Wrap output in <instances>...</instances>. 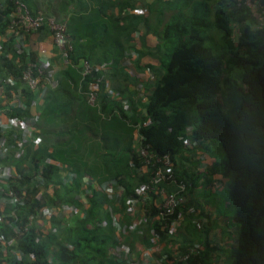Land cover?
<instances>
[{
    "label": "trees",
    "instance_id": "1",
    "mask_svg": "<svg viewBox=\"0 0 264 264\" xmlns=\"http://www.w3.org/2000/svg\"><path fill=\"white\" fill-rule=\"evenodd\" d=\"M139 1L152 6L144 0H55L53 5L45 4L58 21L65 22L67 36L73 42L72 64L79 68V61L85 59L93 64V71L80 81L74 67L60 69L55 84L50 82L48 94L39 105L35 135L41 138L40 146L33 149L27 144L22 155H11L3 161L10 162L15 171L0 185L11 190L18 203L13 208L0 200V235L14 237L12 245L5 249L0 246V264H128L130 259L123 256L129 252L121 253L120 248H133L137 243L148 247L156 243L158 250L166 254L163 264H210L208 258L216 246L207 238L199 243L203 250L186 262L181 256L195 243L175 245L176 250L172 251L167 246L169 235L156 224L148 227L145 221L141 233L125 230L121 238L115 235L116 225L106 206L114 204L122 212V220L129 222L131 214L126 211L125 202L136 196V188L142 183L127 178L135 177L129 161L136 162L132 168L138 162L132 124L143 121L145 124L139 129L143 144L145 141L156 153L168 155L174 177L187 183L182 219L189 218L198 224L201 234L209 230V211L192 198L197 174L176 159L177 155L191 159L184 150L187 141L197 150L213 154L215 160L209 173L227 179L228 198L234 207L232 218L238 229L228 264H264V0H252L254 8L244 0H172L171 3L179 4L176 13L156 32V46L144 50L157 62L146 65L156 71V81L147 94V103L141 102L143 108L138 98L121 103L128 90L120 89V85L125 83L129 87L128 80L117 85L119 72L110 70L121 67L131 81L122 60L135 51L134 62L142 56L132 43L133 33H140L141 25L149 31L152 21L145 10L131 12ZM114 8L116 12L112 11ZM8 10V6L0 7V76L15 77L16 85L10 89L24 86L22 90L28 96L30 91L22 73L27 62L37 55L32 51L7 56L12 45L1 42V37L9 20ZM212 12L211 23L222 31L229 50L225 65L223 55L214 53L199 33L200 26L211 24L208 17ZM45 30L48 31L44 26L37 31L44 35ZM158 67L164 71L160 72ZM47 77L48 71L42 79ZM91 81L98 88L93 104L88 100ZM114 118L125 123L111 137L114 143L120 142L122 149L98 152L101 142L96 131H109V122ZM107 137L105 134L101 138ZM89 156L94 161L87 166ZM50 158L67 165L74 174L69 182H60L61 188L53 187L51 192L50 181L60 168L48 163ZM145 176L144 182L149 174ZM211 177L205 182L212 181ZM86 179L91 183L84 197L79 198ZM107 180H115L124 188L117 192L116 199L101 189L100 184ZM216 181L221 183L219 186L224 184ZM2 196L0 190V199ZM68 204L75 208L67 212ZM187 207H193L194 213L187 212ZM47 208L51 211L45 215ZM149 210L152 214L157 211L154 205ZM31 214L33 220L28 224ZM117 222L121 223L119 219ZM154 232L158 233L155 243ZM15 250L21 255H16ZM135 256L137 259L132 260L142 264L140 253Z\"/></svg>",
    "mask_w": 264,
    "mask_h": 264
},
{
    "label": "built area",
    "instance_id": "2",
    "mask_svg": "<svg viewBox=\"0 0 264 264\" xmlns=\"http://www.w3.org/2000/svg\"><path fill=\"white\" fill-rule=\"evenodd\" d=\"M250 8H254L252 0H244ZM9 20L7 22L8 30L14 36V44L18 53L22 52L27 43L25 42L26 36L30 32L43 29L44 26L48 29L50 36L52 37L55 44L59 47L60 56L64 64L68 63L70 52L73 48L72 43L68 39L66 33V25L63 21H58L52 16H47L45 14H33L30 8L26 5L23 0H9ZM133 54V53H132ZM82 75H87L93 71V67L88 62L81 64ZM45 64L39 59H33L27 62V65L22 73V78L26 82L28 88L33 93V98L31 99V106L35 107L42 98L45 97L47 88L41 86L42 77L45 73ZM16 83L15 77L9 75L6 78H0V96L4 91V87L13 86ZM39 87H42L39 91ZM97 85L90 84L89 90V102L95 103L97 98ZM37 90V91H36ZM17 94V93H16ZM19 95V93L17 94ZM17 105L22 109L27 108V105L23 101L17 102ZM9 105H3L0 103V183L5 182L9 179L13 172L12 168L9 166H4L1 161L7 155H13L18 157L22 155L25 150V146L29 142L39 144L41 138L35 135V121L37 119V114L33 115H11L2 112V107L9 108ZM125 107V106H124ZM127 112L128 108L125 107ZM144 121L142 125H144ZM136 136V135H135ZM135 142L139 144L138 152V162L137 167L139 169H144V174H149V179L146 182L141 183L136 188V196H131L126 199V211L133 214L136 219H133L128 226L122 227L120 223L117 222L118 218L112 210V206L109 205V211L113 217L114 224L118 229L137 231L144 227L143 223L147 221L149 226L157 225L160 231L167 235H172L179 221L183 218L184 211L182 207L186 200V190L187 183L182 180H177L173 175V165L168 155H161L151 150L149 145L143 144V137L138 134L136 136ZM131 167L136 166V162L131 161ZM62 171H66V176L63 177L62 182H69L72 178V174L68 173L66 168ZM37 176V175H36ZM86 184L91 183L89 180L85 181ZM164 184H172L174 188L167 192H164L162 186ZM3 186V185H2ZM0 185V190L2 191V202L10 203L13 208L16 207L18 201L11 190L5 189V186ZM104 191L112 198L116 199L117 192L124 191V188L120 186L115 180H109L101 184ZM83 195V192L80 193ZM6 200V201H5ZM154 205L157 209L155 214L149 210V207ZM66 211L69 212L70 209H74L73 204H68ZM51 210L47 208L45 210V215ZM187 212L194 213L193 207H187ZM33 214L29 216L30 224L33 220ZM28 224L24 228L28 227ZM124 230V231H125ZM156 233V232H154ZM158 233L152 238V242H156ZM14 242V237H6L0 235V246L4 249L12 245ZM158 249L157 244L148 247L143 253L142 264H155L159 263V260L154 256V252ZM199 250H203V246L199 243H195L191 246L186 253H183L181 258L187 262L188 258L197 254ZM16 255H21L18 250L14 251ZM128 264H140L137 261L130 259ZM188 264V263H187Z\"/></svg>",
    "mask_w": 264,
    "mask_h": 264
},
{
    "label": "crops",
    "instance_id": "3",
    "mask_svg": "<svg viewBox=\"0 0 264 264\" xmlns=\"http://www.w3.org/2000/svg\"><path fill=\"white\" fill-rule=\"evenodd\" d=\"M192 1H194V0H192ZM171 2H172V0H157L156 2H155V0H145L144 3L145 4H151L152 5L151 6L152 8H151V7L144 6V4H141V2L139 1L140 4L138 2L136 3L137 8L134 10H131V12H133V13H139V12L141 13V12H144V10H145V12H146L145 15L147 16V18H149L151 21H153V20L154 21L150 24V26H151L150 30L148 31V29H147V34H149L148 40H146V39L141 40V38H139L138 40H140V42L138 43V45H136V43L132 42L133 44L136 45V49H139L142 51V56H139L140 57L139 62H141V63H139L138 61H136V62L133 61L134 59L137 58V53H135L136 51L133 54H131L130 57L124 58L122 60V63L124 64L123 69L131 75V81H130L129 75H127L125 72L124 73L127 76L125 74H123V72L121 71L122 70L121 67L119 69L114 68V67L110 68V70H113L114 72H119V74L121 75V77L118 76L119 80L115 82L117 85L119 84V81L121 83H124L126 80H128L127 83L129 85V87L125 83H124V85H120V89L124 90L126 88L128 90V93H124L123 97L121 98V103H123V104L130 102L131 98H135L136 100L138 98L139 99L138 103L140 102V104H141V102H143L145 104L148 101L147 94H149L150 91L153 89V84L156 81V75H155L156 71H154L152 69L150 70L148 67H146V65L150 64V63L152 65L156 64L157 59L155 60L153 58V56L145 54L144 50H146L149 47L152 49L156 46L159 39L157 37V34L154 35L152 33L160 31V29H161L160 25L165 24L176 13L175 8H177V6L179 4H176L175 2L174 3H171ZM25 3L30 8V10L32 11L33 14H41V12L44 9H46L45 6L42 7V5H45L46 3H43L40 5V4H37L35 2L32 3L30 0L25 1ZM8 5H9V0H0V7L8 6ZM8 8H9V6H8ZM146 9H147V11H146ZM153 10L156 11L157 17H160V19H161L160 24H157V19L153 15L154 14ZM9 11H10V8L8 10V13H7L8 15H9ZM112 11L116 12L117 8L112 9ZM49 16H52L55 18V15H53V14H50ZM55 19L57 20V18H55ZM4 27H5V30H4V33L1 37V42L7 41V42H10L12 45L10 47L11 49L8 50V52H7L8 57L13 55L14 54L13 52H15V54L30 52V54H31V52L33 51V53L35 52V54L37 55V58H34V59H39L41 62H44L45 68H46L45 72L48 71L49 78L47 77V80L42 79L41 86H45L47 88L46 95L48 94L49 87L51 85L50 82L54 81V84H55V80L57 79V74L60 71V69L68 68L69 66L74 67L80 75V79H81L80 81H83L84 78L86 76H88V74L82 75L83 66L81 65L85 61L88 62L87 60L82 59L81 61H79L80 62L79 68L76 67L75 64H72L70 56H69L68 63L67 64L63 63L61 56H60L59 47L55 44V42L53 41L52 37L50 36V34L47 30H45L44 35L39 34L38 31L35 33H34V31L30 32V34H28V37L26 36V39H25V42L27 43V45H25V47H24L25 49L22 52L18 53V50H16V46L14 44L15 40H14L13 34L11 32H9L7 24ZM152 28H155V30L151 31ZM140 29L142 32V37H144V35H145L144 31H146L144 26L141 25ZM150 31H151V33H150ZM11 38H12V40H11ZM68 39L70 40L71 43H73L72 40L70 39V37H68ZM0 49H1V43H0ZM137 62H138V64H142L143 67H139L138 64H136ZM88 63L90 64V62H88ZM155 70H156V68H155ZM8 76H6V77H8ZM6 77L0 76V78H2V79L6 78ZM132 77H133V79H132ZM90 84H93L92 81L90 82ZM116 84H115V86H116ZM14 85H16V83ZM23 87L22 88L16 87L15 90L10 89V86L4 87V91H3L2 95L0 96V103L3 105H9L8 106L9 108L2 107L1 109L3 110L2 112L4 114L6 111V113L11 114V115H21V114L22 115H24V114L25 115L26 114L27 115L35 114L36 115L37 114V119L35 121V126H34L35 127V133L37 134L36 123L39 119L38 118L39 105L43 102L46 95L44 98L41 99V101L35 107H33V106H31V103H30L31 99L33 98V93H31V90L28 88L30 93L28 94V96H26V94L22 90ZM41 88L42 87H39V91L41 90ZM110 92H111V95L113 94V96H115V94H116L115 92H113L111 90H110ZM16 93L17 94L19 93V95H17ZM116 98H118V97H116ZM19 101H23L27 105V108L22 109L21 107H19L17 105V102H19ZM138 106H139V104H138ZM140 108H143L142 104H141ZM19 110H20V114H16V112ZM132 125L135 127L134 132H133V134H134V137H133L134 145L133 146L136 147V151H137V155H138L139 144L137 142H135V139H136V136L138 134H140L142 136L141 132L139 131V129L141 128L142 122H138V123L132 124ZM40 143L35 144L33 142H29L27 144H30V146L34 149V148H37L38 146H40ZM186 143H185L186 145L184 146L185 154L189 158H191V160H193V161L195 160L197 162L196 164L193 163L189 167L193 171L198 170V171H202L205 173V175L202 177V181L207 180V178H209V175H212L211 178H214L216 176L221 177V175L218 173L210 174L208 171V168L213 164V162L215 160L213 155L211 156L209 154V152L206 150H204V151L200 150V149L197 150L196 148L192 147L187 141H186ZM144 145H146L145 141H144ZM151 150H153V149L151 148ZM153 151H155V150H153ZM9 156H11V155H7L1 161V164L4 166L11 167L12 172H14L15 168L12 164H10V162H7V163L3 162ZM47 162L50 164H53V165H58L60 168V170L56 174L53 175V177L50 181V187L49 188H52V187L57 188L60 186V182H62L63 177L66 176V171H62L63 168H66L68 173L73 174L70 171V169L67 167V165H61V163L59 161H57L53 158H50L49 160H47ZM129 163H130V161H129ZM130 168L133 170L132 172L135 174V177L133 178V177L127 176V178L130 180L139 181V182L143 183L144 181H143L142 177L143 176L146 177L145 176L146 174H144V169L143 168L139 169L138 167H136V168L130 167ZM206 173H207V175H206ZM73 176H74V174H73ZM86 180L90 181V179H86ZM215 180H218V179H215ZM107 181H109V180H107ZM61 184H63V182ZM87 185L88 184L84 183L81 186V188H82L81 192H83V195L81 196L80 195L81 192H80L78 194L79 198L84 197V193L87 190ZM61 186H60V188H61ZM100 186H101V184H100ZM162 188H163L164 192H167L169 190H172L174 188V185L164 184L162 186ZM101 189L104 190L103 188H101ZM194 190H195V188H194ZM192 198H193V200L195 198V194L193 192H192ZM109 205H114V204L108 203V205L106 206V212L109 214V217L113 218L110 211H109ZM205 208L207 211H209L211 209V206H205ZM112 210L116 214L115 216L120 220V222H121L120 224L122 225V227L125 226V228H126L128 226V224L134 219V218L133 219L131 218V216H134V215H129V222L123 221L122 216H121L122 212L120 214L117 211V208L115 205L112 206ZM148 227H151V226L148 225ZM196 229H198L200 232L202 231V228H200V226H198V224H195L194 222H192L189 218H187V219L185 218L184 220L181 219L179 221V225L177 227V230H175V232L172 235H169V236L167 235L168 236L167 238H169V242L167 243L168 248H170L172 251H174V250H176L175 245H177V246L179 244L182 245V243H184V245H189L190 242L200 243L198 241H190V242L185 241L186 238L188 237L189 233L191 231L196 230ZM113 230L115 232V235L118 238H121V234H123L125 232L124 231L125 229L124 230L118 229L116 226H113ZM127 231H129V230H127ZM129 232L133 234L134 232L135 233H137V232L141 233L142 231L137 230V231H129ZM116 236H115V238H116ZM205 237L207 239H209L208 240L209 242H212L215 245L213 240L216 237V231L212 230L211 226H209V230L206 232ZM173 240H175V241H173ZM165 246H166V244H165ZM147 248H148V246L143 245L141 243H137L134 245L133 248L130 247L129 245H127V246L121 247L120 250H121V253L123 251L126 253L131 252L130 256H129V253L125 254L123 256V257L127 258L126 260L137 259L135 256V254L137 252L140 253L139 258L142 259L143 258L142 252L146 251ZM162 252L163 251L161 249L160 250L157 249L156 252H154V256H156L155 258L159 260V263H155V264H163L165 262L164 257L166 256V254L162 253ZM121 253H120V255H121Z\"/></svg>",
    "mask_w": 264,
    "mask_h": 264
},
{
    "label": "rangeland",
    "instance_id": "4",
    "mask_svg": "<svg viewBox=\"0 0 264 264\" xmlns=\"http://www.w3.org/2000/svg\"><path fill=\"white\" fill-rule=\"evenodd\" d=\"M30 1L32 3L35 2L40 5L43 3H47V2L53 5L55 2V0H30ZM43 6H46V5H42V7ZM153 12H154L153 14L154 17L157 19V24H160L161 23L160 17H157V13L155 10H153ZM185 12L188 13L187 10ZM41 13L45 15L51 14L47 9H44ZM213 16H214V13L212 12L210 17H208V19H210V23L213 20ZM176 17L178 18L179 14L178 16H175V18ZM188 17L190 18L191 15L189 14ZM163 25L161 24L160 27H162ZM153 30H155V28L151 29V31ZM144 32H145L144 37H142V32L133 33V38H135L134 42L136 43V45H138V43L140 42V40H138L139 38H141V40L143 39L148 40L149 34H147L146 31ZM199 33L203 35V37H205L206 44L213 49L214 53L223 55V60H224V65H225L226 57L229 55V50L225 45L222 31L218 29L213 23H211L208 26H200ZM152 34L155 35L156 32ZM139 51H140V55H142V51L141 50ZM158 68L160 69V72L164 71V68L162 67H158ZM231 75L232 77H236L233 73ZM118 76L121 77L120 74H118ZM111 122H109L111 124V127H109V131H102V130L96 131L99 135L97 139L101 142V146L97 147L98 152H104L107 149L113 150V151L122 149V145L120 144V142L114 143L111 140V137L113 136V134H117L116 132H118L119 130V125L125 126V123H119V120L116 118H114V120ZM122 131L125 132L126 128H122ZM102 134L103 135L108 134V137L105 139H102L101 138L103 136ZM108 143H110V145L106 146ZM96 144L97 142L94 143L93 146H95ZM217 145L218 144H215V147L219 149L220 146L219 145L217 146ZM89 149L90 148H87V150ZM220 152H221V155H223L221 150ZM209 154L211 156L213 155L211 153ZM215 154L217 153L215 152ZM92 157L95 158L96 155L92 154ZM92 157L89 156L88 159H86L87 166H90L91 162L94 161ZM176 159L179 163H183L184 166H191L193 164L192 163L193 160L191 159L186 160L184 158H181L180 155H177ZM195 173L197 174V177H196L197 181L195 185L196 187L194 190L195 200L196 202L199 201L202 205L211 206V209L209 210V213H210L209 215L210 225L209 226L212 227V230L216 231V237L213 240L216 246L215 252L212 256L209 255L208 262L210 264H228L232 259L231 253L235 246L234 240L238 233V229H237L236 223L234 222L232 218L233 213H234V207L228 198L229 188H228L227 179L222 178L220 176L214 177L215 179L221 180L224 183L223 185L219 186L221 183L217 182L214 178H212L213 180L209 181V183L202 181V177L205 175V173L198 171V170L195 171ZM185 175H187L188 177L191 176L188 173H185ZM52 189L53 187L49 191L51 192ZM71 223L75 224L73 219H71ZM205 238H206L205 234H201V232L198 229H196L189 233L185 241L186 242H190V241L203 242L205 241Z\"/></svg>",
    "mask_w": 264,
    "mask_h": 264
},
{
    "label": "clouds",
    "instance_id": "5",
    "mask_svg": "<svg viewBox=\"0 0 264 264\" xmlns=\"http://www.w3.org/2000/svg\"><path fill=\"white\" fill-rule=\"evenodd\" d=\"M131 214V213H130ZM131 215H133V214H131Z\"/></svg>",
    "mask_w": 264,
    "mask_h": 264
}]
</instances>
